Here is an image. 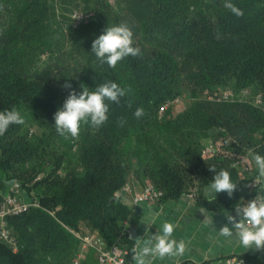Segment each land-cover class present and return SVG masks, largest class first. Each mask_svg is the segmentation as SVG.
Wrapping results in <instances>:
<instances>
[{
    "label": "trees",
    "instance_id": "trees-1",
    "mask_svg": "<svg viewBox=\"0 0 264 264\" xmlns=\"http://www.w3.org/2000/svg\"><path fill=\"white\" fill-rule=\"evenodd\" d=\"M75 10L93 15L75 27ZM122 23L140 55L112 68L91 46ZM105 82L129 90L109 102L107 122L59 135L54 114L69 92ZM227 88L238 96L208 98ZM13 108L26 122L0 136V191L18 180L40 206L9 217L19 250L0 241V264H74L75 232L85 231L132 251L134 211L118 196L126 182L155 184L161 200L199 199L220 170L242 183L240 155L264 156V0H0V112ZM223 137L232 139L224 152L202 156ZM245 258L264 264V251ZM79 264L98 262L89 250Z\"/></svg>",
    "mask_w": 264,
    "mask_h": 264
},
{
    "label": "clouds",
    "instance_id": "clouds-1",
    "mask_svg": "<svg viewBox=\"0 0 264 264\" xmlns=\"http://www.w3.org/2000/svg\"><path fill=\"white\" fill-rule=\"evenodd\" d=\"M237 17L244 15L236 5L228 2L224 5ZM133 32L127 24L107 26L104 32L94 39L92 53L101 64L106 63L115 68L124 58L140 55V49L133 46ZM62 87L71 89V84L65 83ZM125 88L115 82H105L98 85L95 90L81 85V91L74 89L69 92L61 108L54 114L55 128L59 135L68 139L79 137L81 126L90 124L94 128L103 126L108 120L109 102L119 103L120 98L127 94ZM134 115L140 118L144 110L138 108ZM25 118L13 108L0 112V136H3L10 126L24 125ZM251 160L260 177H264V156L252 154ZM210 171H215L210 169ZM237 190L231 174L227 170L216 173L207 185L205 192L216 198V194L226 193L231 198ZM264 185L257 190L254 199L235 208V215L225 214L227 223L219 230L220 237L228 242H236L245 249L264 251ZM204 215L205 223L215 229L212 218L207 217V210H199ZM176 225L163 222L155 234L147 238H136V247L133 249L135 264H154L156 259H175L183 257L187 250L184 240L173 238Z\"/></svg>",
    "mask_w": 264,
    "mask_h": 264
},
{
    "label": "crops",
    "instance_id": "crops-1",
    "mask_svg": "<svg viewBox=\"0 0 264 264\" xmlns=\"http://www.w3.org/2000/svg\"><path fill=\"white\" fill-rule=\"evenodd\" d=\"M252 154L256 153L253 151L249 152L251 171L244 172L240 167L242 183H239L237 190L231 198L226 193L216 194V198L209 196L205 192L208 184L201 189V197L199 199H196V195L191 197L187 194L177 198L134 204L130 194L118 193L119 198L129 204L134 211V220L128 224L129 239L133 244V249L136 247V238L143 239L155 234L160 229L161 224L167 221L176 225L173 238L177 241L184 240L187 244V250L183 257L175 259L166 258L164 260L156 259L154 264H211L216 260L231 255L246 257L257 254L259 251L253 249L247 250L236 242L226 241L220 237L218 232L227 223L225 214L231 213L235 215V208L249 195L254 193V190L244 186L245 181L250 177L254 175L259 176L255 164L251 160ZM260 178L262 186L264 185V177ZM136 182L138 190L146 185L138 180ZM12 183L13 181L8 182L6 190L0 191L2 197L9 192ZM20 198L28 200L31 197L22 188ZM201 209L207 210L205 215L213 219L215 229L205 223L204 215L199 211ZM133 249L130 251L129 259L135 264L132 258ZM86 252L83 254V257L86 255Z\"/></svg>",
    "mask_w": 264,
    "mask_h": 264
},
{
    "label": "built area",
    "instance_id": "built-area-1",
    "mask_svg": "<svg viewBox=\"0 0 264 264\" xmlns=\"http://www.w3.org/2000/svg\"><path fill=\"white\" fill-rule=\"evenodd\" d=\"M109 1L112 3L114 2V0ZM92 15V12L87 13L80 10H75L72 13L73 25L76 27L82 23L88 22ZM248 94V90H241L242 96H247ZM237 96L238 93L236 91L227 88L220 94L210 95L208 98L217 101H230ZM175 102H180V99L176 98ZM255 102H261V95H257ZM168 104H166L164 108H166ZM231 143L232 139L229 137H223L216 141L205 142L201 150L202 156L207 158L224 152ZM234 165L241 167V170L244 172H250L251 166L249 163V152L240 155L235 161ZM244 186L248 189L254 190V193L249 195L239 206L255 198L257 195V190L261 187V178L258 175H254L245 181ZM22 188V184L18 180H14L9 192L4 195L0 201V241L8 243L15 252L19 250V243L11 227L9 226V217L19 215L31 207L40 206V202L33 197L28 200L21 199L20 193ZM119 193L130 194L134 204L141 202L161 201V199L164 197L163 189L159 188L153 183H148L138 190L137 182L134 179L126 182L120 189ZM188 195L193 197L195 196V193H189ZM75 234L81 240L82 246L81 252L78 253L74 259V264H79L83 254L89 250H92L95 253L98 264H134L129 259L130 250L127 247L120 244L108 246L105 243L104 238L98 232L85 231L83 233L75 232ZM211 264H247V260L244 256L231 255L223 259L216 260Z\"/></svg>",
    "mask_w": 264,
    "mask_h": 264
},
{
    "label": "rangeland",
    "instance_id": "rangeland-1",
    "mask_svg": "<svg viewBox=\"0 0 264 264\" xmlns=\"http://www.w3.org/2000/svg\"><path fill=\"white\" fill-rule=\"evenodd\" d=\"M27 194H28V192H27ZM94 257H95V255H94Z\"/></svg>",
    "mask_w": 264,
    "mask_h": 264
}]
</instances>
